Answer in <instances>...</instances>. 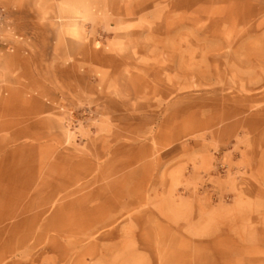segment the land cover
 Segmentation results:
<instances>
[{
  "label": "rangeland",
  "instance_id": "1",
  "mask_svg": "<svg viewBox=\"0 0 264 264\" xmlns=\"http://www.w3.org/2000/svg\"><path fill=\"white\" fill-rule=\"evenodd\" d=\"M0 264H264V0H0Z\"/></svg>",
  "mask_w": 264,
  "mask_h": 264
},
{
  "label": "bare ground",
  "instance_id": "2",
  "mask_svg": "<svg viewBox=\"0 0 264 264\" xmlns=\"http://www.w3.org/2000/svg\"><path fill=\"white\" fill-rule=\"evenodd\" d=\"M60 11L64 13V16H66V20L62 23V26L64 27V31L71 35L72 37H79L80 34V19L84 18L86 16V10L84 9V5L82 3H70L65 5L63 8H60ZM86 196H89L91 200L99 199L102 200L101 204H107V198H99L97 196V193L88 192L80 198L83 200ZM105 206H101L104 209ZM107 218V213L102 210L101 213L96 217H93L92 219H89L86 230L89 232H92L95 227H97V223H100L103 219L105 220ZM97 230V229H95ZM101 237L107 238V233H104ZM103 238V239H104Z\"/></svg>",
  "mask_w": 264,
  "mask_h": 264
}]
</instances>
